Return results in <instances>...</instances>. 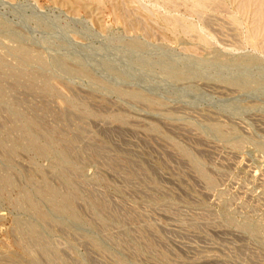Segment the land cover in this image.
Returning a JSON list of instances; mask_svg holds the SVG:
<instances>
[{
  "label": "rangeland",
  "instance_id": "374dc122",
  "mask_svg": "<svg viewBox=\"0 0 264 264\" xmlns=\"http://www.w3.org/2000/svg\"><path fill=\"white\" fill-rule=\"evenodd\" d=\"M0 264H264V0H0Z\"/></svg>",
  "mask_w": 264,
  "mask_h": 264
},
{
  "label": "bare ground",
  "instance_id": "6f19581e",
  "mask_svg": "<svg viewBox=\"0 0 264 264\" xmlns=\"http://www.w3.org/2000/svg\"><path fill=\"white\" fill-rule=\"evenodd\" d=\"M112 1V0H111Z\"/></svg>",
  "mask_w": 264,
  "mask_h": 264
}]
</instances>
